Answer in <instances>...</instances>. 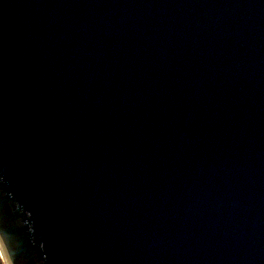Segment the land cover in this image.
Returning a JSON list of instances; mask_svg holds the SVG:
<instances>
[{"label":"water","instance_id":"obj_1","mask_svg":"<svg viewBox=\"0 0 264 264\" xmlns=\"http://www.w3.org/2000/svg\"><path fill=\"white\" fill-rule=\"evenodd\" d=\"M6 264H264V0H0Z\"/></svg>","mask_w":264,"mask_h":264},{"label":"rangeland","instance_id":"obj_2","mask_svg":"<svg viewBox=\"0 0 264 264\" xmlns=\"http://www.w3.org/2000/svg\"><path fill=\"white\" fill-rule=\"evenodd\" d=\"M0 264H6L4 256H3L2 252H1V250H0Z\"/></svg>","mask_w":264,"mask_h":264},{"label":"bare ground","instance_id":"obj_3","mask_svg":"<svg viewBox=\"0 0 264 264\" xmlns=\"http://www.w3.org/2000/svg\"><path fill=\"white\" fill-rule=\"evenodd\" d=\"M1 250V249H0ZM2 252V251H1Z\"/></svg>","mask_w":264,"mask_h":264}]
</instances>
